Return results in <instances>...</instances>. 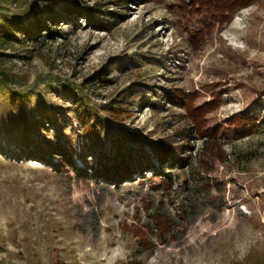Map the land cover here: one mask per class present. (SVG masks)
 <instances>
[{
	"label": "rangeland",
	"instance_id": "1",
	"mask_svg": "<svg viewBox=\"0 0 264 264\" xmlns=\"http://www.w3.org/2000/svg\"><path fill=\"white\" fill-rule=\"evenodd\" d=\"M47 4L57 15L77 8L53 23L52 39L42 31L40 42L23 43L20 34L6 43L0 68L14 77V89L34 90L22 106L29 123L45 125L47 139L35 137L68 143L80 172L64 175L50 163L8 157L26 151L0 95V264H252L263 256L264 0H253L229 25L217 23L196 45L187 31L194 36L207 21L183 10L181 0H0L23 25L44 23ZM84 81L101 111L115 103L130 113L99 139L83 138L72 116L73 90ZM180 94H196L198 106L217 101L206 118L210 131L221 129L212 152H202L204 140L188 130ZM241 115L261 127L243 133L229 124ZM150 143L202 160L204 179L179 171L176 182L189 179L190 190L176 183L168 193L159 177L151 179L163 174ZM107 157L108 166L126 163L128 177L99 178L91 169ZM144 200L153 203L151 213L163 203L177 222V240L161 244L152 229L156 247L144 250L126 233L125 223H149Z\"/></svg>",
	"mask_w": 264,
	"mask_h": 264
},
{
	"label": "trees",
	"instance_id": "2",
	"mask_svg": "<svg viewBox=\"0 0 264 264\" xmlns=\"http://www.w3.org/2000/svg\"><path fill=\"white\" fill-rule=\"evenodd\" d=\"M181 1L183 2V10L190 8L191 13H199L205 21H207L206 27L195 32L194 36L192 32L187 31L190 34V39L194 45L199 43L200 38H204L206 35H209L217 23L222 26L229 25L241 11L251 6L253 3V0H190L189 3H187L186 0ZM59 5L60 7H63L64 4L60 2ZM76 8L77 7L75 5L71 4L69 7H66L64 14L57 15L51 12L50 7L47 4L46 6H43V9L40 12V17L44 18V23L39 22L36 18V23H32L29 20L23 25L22 22L15 23L17 17L5 14L2 11L3 8L0 6V50H4V45L11 40H17L14 38L20 34L22 35L21 41L23 43L40 42L42 31L44 32V38L52 39L56 37V34H53L51 31L54 26L53 23L57 22L58 24L60 22L59 20H62L66 16L71 17L76 11ZM64 15L65 17H63ZM0 57H2L1 53ZM14 82V77L0 68V95L6 99L9 109L15 114L19 134L17 145L19 148L26 151L23 153V156L21 153L17 152L16 154L12 152L7 153V156H11L14 160L27 156L29 161L45 162L47 165L50 163L52 164V169L55 170V172L62 173L64 175L73 173L70 170L71 168L74 169L76 173H79L80 170L75 163V158L68 157L70 154L66 149V144L68 143L61 142L54 145L51 142L44 143L41 139L35 137L34 132H37L36 134L41 133L43 134V138L47 139V134L44 132L45 125L39 120L29 123L25 117L26 115L22 106L24 100L34 93V90H16L13 88ZM88 84L89 83L87 81H84L81 88L77 87L76 91L73 90L72 94H76L74 96L76 100L72 116L76 119L77 125H82L81 135L83 138H91L93 136L94 139H99L100 136L98 134L101 131H104V129L108 131L111 123L119 124L127 121L130 118V113L126 110V108L121 105H115V103H111L109 108L103 107L101 111L96 107V105L91 103L89 97L86 95L89 88L87 86ZM176 101L183 107L187 114V118L191 122V127L188 128V130L190 132L196 130L200 138L204 140V150L202 152L207 151L209 148H211L209 151L212 152V149L216 147L218 142H220L218 137L221 133V129L215 128L213 131H210L206 118L210 113L219 108L217 101L198 106L196 94H180ZM101 112L103 116H100ZM97 120H100L101 123ZM94 121H97L96 125H93ZM229 124L235 126L236 128L243 127V133H246L248 128L258 130L261 127V125L257 124L254 119L247 117L246 115H241L237 118L233 117L232 120L229 121ZM258 132L264 136V126L261 127V130H258ZM150 146H152L155 150L154 157L156 162L160 165V170L163 174L161 176L153 175L151 176V179L159 177L163 189L168 193L173 191L174 185L177 183L176 179L178 177L180 179V177L184 175L179 171L193 169L195 170L194 177L197 178V180L204 179L201 176H204L208 172L202 166V164H204L202 160L193 161V156L191 154L179 157L177 154L171 153L169 149L156 146L154 143H150ZM53 160H56L55 164L52 163ZM103 160L105 161L101 162L100 169H96V167L91 170L98 172V177L102 178L104 181L113 178L124 179L127 178L128 174L131 172L126 163H122L119 167L115 168L114 161V165L108 166V157ZM123 161L125 160H122V162ZM113 162L111 164H113ZM166 164H168V167H166ZM151 168L154 167L151 166ZM202 172H204V175H202ZM196 182L198 185L201 183V181ZM189 184L190 181L186 178L183 181L179 180L177 187H181L183 192H186L190 190ZM152 204V202L146 200H144L143 203V210L149 215V223L145 225L124 224L126 233L135 240L138 247L141 246L144 250H152L156 247L149 235V231H152V229L156 232V239L161 244H164L168 238H173L175 240L178 239L177 235L179 231L177 229L176 220L164 211L163 203H161L160 209L151 213L150 210ZM179 216L180 219L187 221V214L184 210L179 213ZM0 241H4L1 236ZM252 264H264V254L260 258L253 260Z\"/></svg>",
	"mask_w": 264,
	"mask_h": 264
}]
</instances>
